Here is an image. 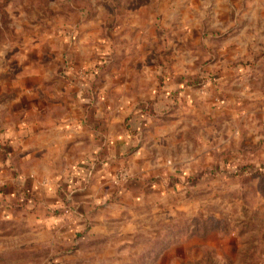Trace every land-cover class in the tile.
I'll return each mask as SVG.
<instances>
[{"label": "rangeland", "instance_id": "374dc122", "mask_svg": "<svg viewBox=\"0 0 264 264\" xmlns=\"http://www.w3.org/2000/svg\"><path fill=\"white\" fill-rule=\"evenodd\" d=\"M73 82L83 129L130 141L138 172L88 215L16 204L0 264H264V0H0V112L59 86L72 113ZM78 217L66 250L43 229Z\"/></svg>", "mask_w": 264, "mask_h": 264}, {"label": "crops", "instance_id": "0c3cea01", "mask_svg": "<svg viewBox=\"0 0 264 264\" xmlns=\"http://www.w3.org/2000/svg\"><path fill=\"white\" fill-rule=\"evenodd\" d=\"M51 84L50 81L45 86ZM75 84L73 96L80 107L71 110L72 113L60 106L63 91L59 86L57 96L44 94V102L34 95L32 105L29 104L33 109L22 111L16 99L7 100L10 105L0 112L1 216L8 219L13 207L35 205L36 202L37 208L46 212L44 205L50 210L55 201H66L88 215V210L101 208L111 196L117 171L138 172L133 168L139 161L137 158L142 157L141 150L131 149L130 141L103 136L94 138L95 131L83 125V118L91 112L84 111L82 105L89 104L92 96L86 85L81 89L80 84L78 87ZM50 101H55L56 107L48 106ZM49 108H56L57 112L48 115ZM97 115L95 112L94 117ZM26 117L30 120L24 121ZM122 159L128 162L123 163ZM64 222L51 225V220L44 221L43 229L54 233L65 250L88 239L86 235L91 231L82 233L86 228L83 218ZM62 257L66 259L67 256Z\"/></svg>", "mask_w": 264, "mask_h": 264}, {"label": "trees", "instance_id": "16d2710c", "mask_svg": "<svg viewBox=\"0 0 264 264\" xmlns=\"http://www.w3.org/2000/svg\"><path fill=\"white\" fill-rule=\"evenodd\" d=\"M75 171V170H74ZM74 174V173H73ZM75 174H76V172H75ZM56 209H59V207H56Z\"/></svg>", "mask_w": 264, "mask_h": 264}]
</instances>
